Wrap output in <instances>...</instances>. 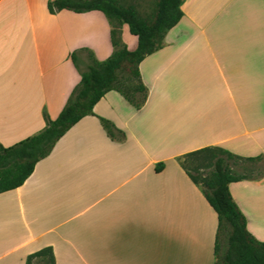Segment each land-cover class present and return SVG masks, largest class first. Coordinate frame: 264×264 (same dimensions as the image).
<instances>
[{
  "label": "crops",
  "instance_id": "crops-1",
  "mask_svg": "<svg viewBox=\"0 0 264 264\" xmlns=\"http://www.w3.org/2000/svg\"><path fill=\"white\" fill-rule=\"evenodd\" d=\"M49 1L0 0L5 148L39 134L45 115L59 117L80 84L88 52L100 62L115 52L103 13L52 14ZM180 7V24L140 65L147 88L142 107L117 91L107 93L94 115L64 134L23 186L0 194V264H26L47 247L57 264H216L218 216L181 162L192 152L221 147L240 163L264 166V108L246 93V86H264V0H183ZM203 37H221L223 67L237 86V99L229 95L222 112L191 116L189 123L184 118L194 104L180 111L159 96L156 105L154 89L175 85L195 50L214 55L210 45H179L183 38L194 43ZM122 41L132 51L138 47L127 25ZM102 118L113 125L115 138ZM200 138L203 144L191 146ZM244 175L230 192L249 231L264 242V170ZM91 199L96 201L87 206Z\"/></svg>",
  "mask_w": 264,
  "mask_h": 264
},
{
  "label": "trees",
  "instance_id": "trees-1",
  "mask_svg": "<svg viewBox=\"0 0 264 264\" xmlns=\"http://www.w3.org/2000/svg\"><path fill=\"white\" fill-rule=\"evenodd\" d=\"M183 0H159L154 27L143 18L134 6H124L120 0H51L48 10L55 14L71 11L77 14L101 12L112 26L111 41L115 52L107 60L98 61L88 52V70L81 73V81L74 90L68 104L56 120L45 115L46 127L36 136L30 137L14 146L0 145V194L15 190L33 174L36 165L45 159L55 148L57 142L84 117L94 115V107L107 93L117 91L136 109L146 101L147 88L141 81L140 65L143 60L161 49L165 32L177 27L184 17L181 10ZM127 25L130 34L138 39V47L130 51L122 41V27ZM73 62L78 66L76 55ZM134 68V77L139 84L132 93L114 86L112 74L122 66ZM92 90L88 106L81 108L82 97ZM141 94L142 99L136 95ZM108 135L115 138L111 122L101 119ZM240 157L221 147L205 148L184 157L182 167L202 191L218 216V229L215 243L216 264H264V242L258 240L248 229L247 218L230 192V185L247 179V175L237 173L231 166ZM254 161L255 159H248ZM193 166L196 175L188 170ZM160 164L156 168L161 171ZM210 171L208 176L200 172ZM227 246L223 253V239ZM26 264H57L52 247L44 248L27 258Z\"/></svg>",
  "mask_w": 264,
  "mask_h": 264
},
{
  "label": "rangeland",
  "instance_id": "rangeland-1",
  "mask_svg": "<svg viewBox=\"0 0 264 264\" xmlns=\"http://www.w3.org/2000/svg\"><path fill=\"white\" fill-rule=\"evenodd\" d=\"M121 4L124 6H134L139 14L145 18L151 27H154L156 14L158 10L159 0H120ZM249 11V13H251ZM248 13V11H247ZM254 14V12L252 13ZM218 29V27H216ZM168 31L165 32L162 44L164 45L165 38ZM209 38V39H208ZM203 37L198 42L188 43L190 39L183 38L179 45H193L198 48L202 46L210 45L211 48H216V51L213 54L207 52L206 50H195L193 55H188V60L185 61L181 67V79L176 81L175 85L173 83H168L163 87H155V95L156 99H154V103L157 105L158 98L161 96L164 100L169 102L168 104L174 107L177 103L180 111H185L190 105L194 104L192 111L187 114V118H184V121L191 122V116H201L203 114H209L210 112H222L226 109L228 103V96L231 95L232 97L237 99V91L236 87L233 82L229 79L228 71L223 67L222 62V53L220 52L221 43L223 42L221 37L219 38H211V37ZM224 41H227L225 39ZM201 46V47H200ZM204 48V47H203ZM128 49L132 51L129 47ZM135 51V50H134ZM220 52V53H218ZM193 57V59H190ZM90 62L87 61L85 65L81 66L80 71L86 72L88 70ZM195 68L194 74L190 75L191 68ZM114 79V86H117L121 90L126 92L132 93L133 90L138 86L139 81L134 77V68L130 67L129 65L122 66L118 71L112 74ZM246 93L248 96L256 95L255 99L257 102L253 103L256 104L258 107L264 108V86L255 87L254 85L246 86ZM93 91L90 90L86 96L82 97L79 105L81 108H86L89 104V100ZM137 99L141 100L142 95L137 94ZM193 97V98H192ZM161 98V100H162ZM193 99V102H191ZM197 101L195 102V100ZM156 101V102H155ZM164 101V102H165ZM240 102H236L235 105H239ZM165 105V103H164ZM233 102H231L232 107V116L234 117L235 111L233 110ZM171 107H168L169 109ZM210 115V114H209ZM104 119V118H102ZM106 120V119H105ZM136 121L139 119L136 118ZM103 125V124H102ZM194 125V124H193ZM104 127V126H103ZM105 128V127H104ZM195 127H193V130ZM106 130V129H105ZM192 130V128H191ZM107 131V130H106ZM108 133V132H107ZM143 140V139H142ZM205 142V139L200 138L196 143H191L193 147L199 146ZM145 143V141H144ZM146 145H151L150 143H146ZM185 145V143H184ZM231 166L233 169L241 174L244 175L245 173H261L264 170V166L260 165H245L244 163H240V160L236 162L231 161ZM188 170L196 175V172L193 170V166L188 164ZM203 176H208L210 171L207 169H203L200 172ZM96 200L91 199L88 201L87 206L92 205ZM57 207V204H55ZM93 209L92 214L97 210ZM58 215H55L54 218H57ZM227 246L226 238L223 239L222 250L223 253ZM87 264H94V263H87Z\"/></svg>",
  "mask_w": 264,
  "mask_h": 264
}]
</instances>
